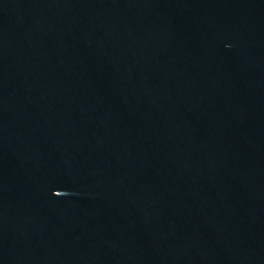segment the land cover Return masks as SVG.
Masks as SVG:
<instances>
[{"label": "water", "instance_id": "water-1", "mask_svg": "<svg viewBox=\"0 0 264 264\" xmlns=\"http://www.w3.org/2000/svg\"><path fill=\"white\" fill-rule=\"evenodd\" d=\"M0 264H264V0H0Z\"/></svg>", "mask_w": 264, "mask_h": 264}]
</instances>
